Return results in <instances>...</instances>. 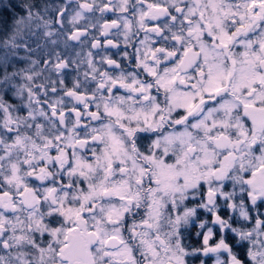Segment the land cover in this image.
<instances>
[{
	"label": "snow or ice",
	"instance_id": "obj_1",
	"mask_svg": "<svg viewBox=\"0 0 264 264\" xmlns=\"http://www.w3.org/2000/svg\"><path fill=\"white\" fill-rule=\"evenodd\" d=\"M0 264H264V0H0Z\"/></svg>",
	"mask_w": 264,
	"mask_h": 264
},
{
	"label": "flooded vegetation",
	"instance_id": "obj_2",
	"mask_svg": "<svg viewBox=\"0 0 264 264\" xmlns=\"http://www.w3.org/2000/svg\"><path fill=\"white\" fill-rule=\"evenodd\" d=\"M97 35H98V33H97ZM101 39H103V38H101ZM97 59H98V57H97Z\"/></svg>",
	"mask_w": 264,
	"mask_h": 264
}]
</instances>
